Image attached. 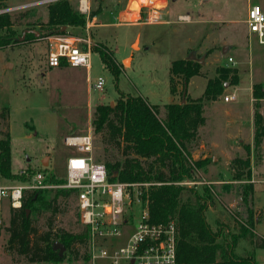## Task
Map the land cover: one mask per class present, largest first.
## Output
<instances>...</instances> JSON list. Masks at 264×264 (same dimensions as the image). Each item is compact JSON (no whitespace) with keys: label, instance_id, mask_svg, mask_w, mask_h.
<instances>
[{"label":"rangeland","instance_id":"1","mask_svg":"<svg viewBox=\"0 0 264 264\" xmlns=\"http://www.w3.org/2000/svg\"><path fill=\"white\" fill-rule=\"evenodd\" d=\"M152 1L156 4L163 3L162 11L166 14L167 21L148 22L147 6H143L141 2L104 0L98 4V0H95L92 7L100 8V12L96 16L91 15L93 22L90 20L89 26L85 22L83 27H66L63 34L89 37V68L49 66L45 36L0 47V107L7 109V116L0 121V137L6 131L9 132L13 172L27 167L44 166L48 173L64 177L67 158L76 154L74 147L65 144V136L88 132L90 129L93 131L95 106L100 103L113 104L119 96V91L145 97L150 104L157 105L162 113L165 104L180 100L179 94H175L176 97L173 98L169 90L171 61L185 58L192 50L197 56L204 54L205 57L204 63H201L202 75L192 76L187 86L191 98L202 95L207 78L215 75L217 66H233L227 60L228 55L234 57V65L239 67L242 85H245L248 74L242 70L247 69L249 60L255 77L264 78V44H259L256 38L251 39L248 55L247 26L244 21L249 3L259 4L264 13V0ZM31 2L33 0H0V13L11 14L12 29L16 33H21L29 21H33L29 26L31 29L41 33L47 32L44 27L48 16L47 6H23ZM23 12L26 14H22ZM179 14H189L191 20H181ZM4 33L5 30L0 29V34ZM95 44L103 47L119 65L117 78L106 67L99 51L93 49ZM248 56L251 58L248 59ZM127 59L129 61H126ZM99 79L103 81L100 89L94 87ZM231 89L229 87L225 92H230ZM241 100L243 106H246L245 98L242 97ZM237 101H230V104ZM219 106L222 107L206 110L210 139L218 155L206 147L205 152L213 156H208L210 162L204 170L198 172V178L190 179L192 184L182 185L193 187L199 192L202 191L203 185L208 186L212 192L213 204L205 210V217L212 228L220 225L222 235L230 237L237 233V224L246 219L242 189L245 184H251L253 230L257 237L264 238V185L260 182L264 179V172L256 167L254 155L251 153L250 177L232 179L230 161L239 154L235 155L230 151L234 147L231 146V141L237 134L246 140L249 131L245 123H241L242 133H238L233 123L227 126L228 116L224 111L226 106ZM242 109L243 112L246 111L244 107ZM260 110L264 114V101ZM207 134L208 126L201 128L199 142L205 139ZM102 135L93 131L94 156L98 160L105 158ZM237 142L234 140L232 145ZM107 147L108 157L121 159L122 156L116 148ZM240 150V156L244 157L247 154L246 149L243 147ZM203 154L204 151L198 158H203ZM16 179L0 176V184H12L17 182ZM50 193L44 192L43 195L49 198ZM54 207L55 211L44 208L32 212L28 210L33 224L39 231L46 229L48 221H51L54 230L61 228L71 232L79 231L82 226L75 198H58ZM140 210L141 207L137 205L136 216ZM0 211L4 217L0 226V264H51L27 263L22 256L7 250L8 232L5 228L9 225L10 211L5 203ZM75 248L78 249L77 258L67 255L60 264H91V260H83L84 248L81 245H76ZM251 248L247 239L242 238L238 241L235 253L242 255ZM66 252L67 250L64 251ZM254 257L256 263L264 264V248L255 247ZM94 264L112 263L97 258Z\"/></svg>","mask_w":264,"mask_h":264},{"label":"trees","instance_id":"2","mask_svg":"<svg viewBox=\"0 0 264 264\" xmlns=\"http://www.w3.org/2000/svg\"><path fill=\"white\" fill-rule=\"evenodd\" d=\"M103 1L98 0L97 3ZM46 6L48 16L44 27L47 32L38 31L36 36L28 31L22 39V32L16 33L12 29L11 14L0 13V29L5 30L4 34H0V47L29 42L54 33H64L67 26L85 25V16L77 11L71 1L57 0ZM99 12L100 8H93L91 15L96 16ZM32 23L33 21L27 22L23 31L30 29ZM93 49L99 51L106 67L117 78L120 67L112 56L98 44ZM60 66H66L63 60ZM201 67V63L196 60L178 58L171 61L169 90L172 95L179 94L180 100L165 104L162 113L157 105L150 104L145 97L120 91L112 105L97 104L93 111V131L102 133L105 143V158L99 161L105 164L109 180L151 183L143 189L142 200L147 204L150 221L173 223L176 264H258L255 261L254 248H264V238L257 237L253 230V212L250 207L252 185L245 184L242 189L246 219L237 224V233L227 237L222 235L220 225L212 228L205 217V210L213 204L212 192L208 186L203 185L199 192L179 183L198 178V172L204 170L210 162L208 156L198 159L192 156V151L199 142V128L205 123L204 106L223 94L224 83L238 82L235 67L219 65L215 68V75L207 78L202 95L191 98L186 87L192 76L202 75ZM262 88L260 83L253 84L252 143L244 145L247 151L244 157L236 155L231 159L232 179H248L250 154L254 155L255 164L263 155L264 114L260 110L264 99ZM184 90V102H181ZM6 116L7 109L3 107L0 119L3 121ZM106 144L116 148L122 156L121 159L108 157ZM10 147V135L6 131L0 137V176L16 177V181H25L28 179L26 175L11 170ZM26 170L29 173L36 170L47 172L44 166L27 167ZM49 177L56 183L64 181L63 177H56L53 173ZM48 191L51 196L46 198L43 194ZM76 192L73 188L57 187L36 189L24 195L20 207L10 210L9 225L5 228L8 232L7 250L22 256L27 263L60 264L67 255L77 258L78 249L75 246L81 245L84 248L83 260L89 261L87 226L81 224L82 227L77 232L61 228L54 230L51 221H48L46 229L39 231L28 214V210L32 212L41 208L55 211L54 203L58 198H75ZM242 238L247 239L252 248L237 255L235 248ZM55 242L62 243L67 252L59 256L58 249L53 248Z\"/></svg>","mask_w":264,"mask_h":264},{"label":"built area","instance_id":"3","mask_svg":"<svg viewBox=\"0 0 264 264\" xmlns=\"http://www.w3.org/2000/svg\"><path fill=\"white\" fill-rule=\"evenodd\" d=\"M54 1L57 0H33L23 6L47 5ZM68 1L75 4L77 11L85 16L86 25L89 26V21L93 22L91 12L95 0ZM138 2L147 6L148 22L167 21L166 14L162 11L163 3L156 4L152 0ZM178 17L181 20H189L187 14H179ZM245 22L248 30L255 34L257 42L264 44V13L259 4H249ZM45 37L49 66H60L63 60L69 66L89 68V37L63 33ZM228 61L234 62L230 56ZM102 86L101 79L94 84L98 89ZM234 97L230 94L224 96V100L228 101ZM64 142L76 150V154L66 160L64 181L53 182L50 180V173L41 170L29 173L26 169H21L18 173L26 175L27 180L0 184V208L4 203L9 211L20 207L25 193L36 189L73 188L77 190L75 200L80 223L87 226L89 231L88 250L91 264H94L97 258L112 264H130L131 258L135 264H176L173 223L150 221L147 204L142 200L143 189L151 183L109 180L105 164L94 156L92 129L84 133L66 135ZM260 182L264 185V179ZM179 183L193 182L186 179ZM137 205L141 210L136 216ZM3 219L0 211V225ZM120 240L122 241L119 242Z\"/></svg>","mask_w":264,"mask_h":264},{"label":"crops","instance_id":"4","mask_svg":"<svg viewBox=\"0 0 264 264\" xmlns=\"http://www.w3.org/2000/svg\"><path fill=\"white\" fill-rule=\"evenodd\" d=\"M249 4L247 5V8H248ZM187 15L189 16V20L188 21H190L191 17H190L189 14H187ZM253 35L254 34H252V32H250L248 30V28H247V40H248L247 41L248 42L247 50H248V55H249V50H250V40L253 39V38H256V36L254 35V37H253ZM229 56L232 57L233 61H234L233 63H231L233 65L231 67H235L237 69L238 82L235 83V84H227V86L224 87V95L222 94L218 99L207 102L206 105L204 106L203 114L205 116V123H204V125L200 126L199 130H201V128H203L205 126L207 128V126H208V134H207V137L205 139H203L200 142H198V144L200 143L199 147H198V144H197L196 147L194 148V150L192 151V156H193L194 159L198 158L199 154L202 151H204V154L202 155V157L212 156V154H210V153L207 154V152H205L206 151V147H208L211 150V152L214 151V154H217L215 149H214L213 142L210 139V127L208 125L209 124V121H208L209 119H208V116L206 115V110L209 109V108L218 109V107H222V106H219V105H223V107L226 106L224 111H225V113L228 116L227 117V121H226V123H228L227 126H229V123H233L234 125H236L238 133H242L241 132V130H242L241 123H245V125L247 126L248 131H249V136H248V138H246V140H243L245 137H241L240 134H237L233 138V141L237 140L238 142H237L236 145H232L233 141H231V146H234V147H232V149L230 151H233L235 153V155L236 154L240 155V151H241L240 149H242L245 144H247V143L251 144L252 143V135H253V101H254V98H253V95H252L253 84L254 83H260L263 86L262 89L264 90V78L263 77L262 78H256L255 77L254 70L252 69V67L250 65V60H249V66L247 67V69L243 68V70H242L244 72H248V74L246 76L247 79L244 82L245 85H242L241 84L242 83L241 82L242 79H241V75H240L241 73H240L239 67H237V65H234L235 64V59H234V57L232 55H228L227 56V60H228ZM250 58L248 56V59H250ZM226 66H228V65L226 64ZM190 80H191V78L189 79L187 86L189 85ZM229 87L232 88L231 89L232 91L226 93L225 90H227V88H229ZM178 89H180V85H178ZM186 91H187V87H186ZM187 93H188V91H187ZM230 94H233L235 97L233 99H231V100H228V101L224 100V96H227V95H230ZM172 96H173V98L176 97V95H172ZM238 97H240V98L237 101ZM242 97H244L246 102H247L246 106H243V101L241 100ZM230 101H237V102H235V103H233L231 105ZM262 101H264V99ZM242 107H244V109H246L245 112H243ZM242 143H244V144H242ZM262 147L264 148V140H263ZM256 167L258 169L262 170V172H264V153L262 155V159L256 164Z\"/></svg>","mask_w":264,"mask_h":264},{"label":"water","instance_id":"5","mask_svg":"<svg viewBox=\"0 0 264 264\" xmlns=\"http://www.w3.org/2000/svg\"><path fill=\"white\" fill-rule=\"evenodd\" d=\"M32 32L34 33L36 36H38L39 32L34 30V29H25L24 31H22L21 33V36H20V39H22L25 35L26 32ZM225 49H223L224 51ZM204 57L205 55H200V56H197L195 51L192 50L189 52V54L185 57L186 59H191V60H196L198 61L199 63H204ZM228 83H224V87L227 86ZM184 94H185V90L183 91V94H182V99H181V102H184ZM112 105V102L110 103ZM53 248L54 249H58V255L61 256L63 255L64 251H65V246L62 244V243H59V242H55L54 245H53ZM130 264H133L134 263V259L131 258L130 259Z\"/></svg>","mask_w":264,"mask_h":264},{"label":"bare ground","instance_id":"6","mask_svg":"<svg viewBox=\"0 0 264 264\" xmlns=\"http://www.w3.org/2000/svg\"><path fill=\"white\" fill-rule=\"evenodd\" d=\"M126 61H129L128 59Z\"/></svg>","mask_w":264,"mask_h":264}]
</instances>
